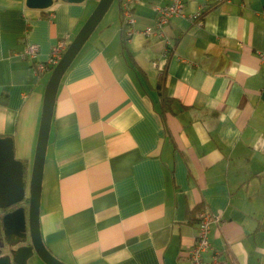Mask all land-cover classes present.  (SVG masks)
I'll return each mask as SVG.
<instances>
[{
  "label": "crops",
  "instance_id": "obj_1",
  "mask_svg": "<svg viewBox=\"0 0 264 264\" xmlns=\"http://www.w3.org/2000/svg\"><path fill=\"white\" fill-rule=\"evenodd\" d=\"M98 1L41 9L0 0V136L28 168L50 71L37 74L20 55L24 40L45 59ZM160 3L134 2L137 30L124 43L117 0L62 76L44 166V243L68 264H183L197 233L189 211L202 203L224 220L210 229L221 264H264V0L211 1L201 21L172 18L168 51L141 31ZM205 3L185 0V11ZM164 67L174 101L162 113Z\"/></svg>",
  "mask_w": 264,
  "mask_h": 264
},
{
  "label": "water",
  "instance_id": "obj_2",
  "mask_svg": "<svg viewBox=\"0 0 264 264\" xmlns=\"http://www.w3.org/2000/svg\"><path fill=\"white\" fill-rule=\"evenodd\" d=\"M69 1L80 2L83 0ZM113 1H98L90 16L69 42L63 56L50 72L44 92L42 115L31 168H28L23 160L16 158L12 138L0 136V210L19 204L15 208L3 212L1 217L0 264H37L30 262V259L36 256L44 264H68L54 255L46 246L40 229L44 166L55 100L62 76ZM53 2L54 0H26L28 6L41 9L50 7ZM24 198L28 200L26 208L23 203ZM4 248L7 250L4 251ZM4 252L6 253L3 254Z\"/></svg>",
  "mask_w": 264,
  "mask_h": 264
},
{
  "label": "built area",
  "instance_id": "obj_3",
  "mask_svg": "<svg viewBox=\"0 0 264 264\" xmlns=\"http://www.w3.org/2000/svg\"><path fill=\"white\" fill-rule=\"evenodd\" d=\"M137 0H120L121 16L124 24L127 26L126 36H131L137 29H135V14L133 11V4ZM211 1L220 0H206L204 5H201L197 12L194 14H187L185 11V0H164V3L154 4V10L156 11L154 26H146L141 30L144 34H157L166 41V50L168 51L172 46L170 39L166 36L164 26L167 25L170 20L177 16H189L194 20L201 21L200 17L206 10L208 3ZM70 40L67 36L60 37L51 47L48 56L45 59L39 58L40 45L37 42H29L24 40L23 47L20 50V55L30 61L34 67V71L37 74H41L47 71H51L57 64L60 58L66 51ZM259 56L264 58V51H259ZM158 66V64H157ZM162 70V69H161ZM224 220L221 216L213 214L208 209H201L198 212L197 221V233L195 242L188 247L182 256L183 264H221L218 258L219 251L212 247L210 240V229L214 222L222 223ZM213 251L212 259H205V253L207 251Z\"/></svg>",
  "mask_w": 264,
  "mask_h": 264
},
{
  "label": "trees",
  "instance_id": "obj_4",
  "mask_svg": "<svg viewBox=\"0 0 264 264\" xmlns=\"http://www.w3.org/2000/svg\"><path fill=\"white\" fill-rule=\"evenodd\" d=\"M215 4H217V2ZM215 4L207 6L205 12L200 17H203L208 11H210L214 7ZM126 27L127 26L124 25L122 28V38H123L124 43L126 42V39H127ZM165 71H166V67L163 68V71H162L161 75L159 76V80L157 83V88H158V91H159L160 96H161V103L160 104H161L162 113H165L166 111H172L173 110L172 109V103L174 101V99L167 92V88H166V84H165V78H166V72ZM203 208L204 207H203L202 203H199L195 207H193L189 211V221L190 222H193V221L197 222L198 221V212ZM3 210H5V209H3ZM3 212L1 213V216H0V230H1V225H2L1 217L3 215Z\"/></svg>",
  "mask_w": 264,
  "mask_h": 264
},
{
  "label": "rangeland",
  "instance_id": "obj_5",
  "mask_svg": "<svg viewBox=\"0 0 264 264\" xmlns=\"http://www.w3.org/2000/svg\"><path fill=\"white\" fill-rule=\"evenodd\" d=\"M116 5H117V0H114V2L111 4L110 8L108 9V11L106 12V15L105 16H110L112 14L113 11H115V8H116ZM51 72V71H50ZM49 72V74H50ZM45 182V178L43 176V184ZM28 193V192H27ZM29 194V193H28ZM42 194H43V191H42ZM24 202V201H23ZM1 210H0V216H1ZM4 251L7 250V248H4L3 249ZM30 262L31 263H37V264H43V262L36 256L35 258L33 259H30Z\"/></svg>",
  "mask_w": 264,
  "mask_h": 264
},
{
  "label": "flooded vegetation",
  "instance_id": "obj_6",
  "mask_svg": "<svg viewBox=\"0 0 264 264\" xmlns=\"http://www.w3.org/2000/svg\"><path fill=\"white\" fill-rule=\"evenodd\" d=\"M27 194V193H26ZM24 207L26 208L27 207V205H28V200L26 199V198H24ZM19 204H16V205H13V206H10V207H8V208H6L5 210H3V209H1V212H7V211H9V210H11V209H13V208H15L16 206H18ZM0 232H1V230H0ZM27 232H28V230H27ZM28 235V234H27ZM28 240H29V238H28ZM26 242H29V241H27L26 240ZM24 243V242H23ZM6 252H4L3 254H5Z\"/></svg>",
  "mask_w": 264,
  "mask_h": 264
}]
</instances>
